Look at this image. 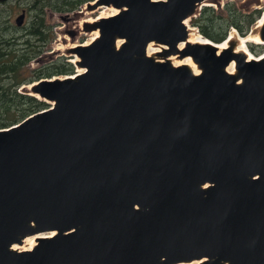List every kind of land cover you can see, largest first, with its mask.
Here are the masks:
<instances>
[{
  "label": "water",
  "instance_id": "95a60500",
  "mask_svg": "<svg viewBox=\"0 0 264 264\" xmlns=\"http://www.w3.org/2000/svg\"><path fill=\"white\" fill-rule=\"evenodd\" d=\"M206 1L87 3L119 12L71 49L87 71L35 81L54 108L0 129V264H264V53L180 49Z\"/></svg>",
  "mask_w": 264,
  "mask_h": 264
},
{
  "label": "trees",
  "instance_id": "16d2710c",
  "mask_svg": "<svg viewBox=\"0 0 264 264\" xmlns=\"http://www.w3.org/2000/svg\"><path fill=\"white\" fill-rule=\"evenodd\" d=\"M34 0L33 9H38L35 20L28 31L24 32L10 18L16 14V9L9 10L4 7L0 11V129L14 126L29 116L40 112L49 103L29 92H22L24 85L55 76L72 74L75 67L72 62L58 58L40 67L33 68L31 63L42 57L47 52L54 38L53 28L46 24L45 6H50L59 11L71 12L78 10L85 3L92 0ZM41 4L38 8L37 5ZM30 7V6H29ZM263 9H243L234 0H229L221 8L203 6L196 16L191 17L190 23L196 26L199 32L214 42H222L235 28L241 36H247L255 23L261 18ZM7 18L6 23L2 19ZM261 49L256 52L260 54Z\"/></svg>",
  "mask_w": 264,
  "mask_h": 264
},
{
  "label": "rangeland",
  "instance_id": "374dc122",
  "mask_svg": "<svg viewBox=\"0 0 264 264\" xmlns=\"http://www.w3.org/2000/svg\"><path fill=\"white\" fill-rule=\"evenodd\" d=\"M56 1H61V0L53 1L54 3L59 4ZM227 1H229V0H207L205 2L206 5H204V6H214L215 8L218 9V8H221L225 4V2H227ZM234 1L237 3V5L241 6L243 9H249V8L251 9V8H257L258 7V8L263 9V13H264V0H234ZM33 3H34V0H12L8 4L9 8L14 9V10L16 9V14L14 15V18H16V16H19L21 14V11L23 8L26 9V14H25V19H24L25 24H23L24 25V27H23L24 32L28 31L27 28L31 27L33 21L36 18L35 14L38 12V9L32 8ZM40 5L41 4L39 3L37 5V8ZM4 7H6V6H4ZM109 10H110V8L101 7L97 10L90 11L88 9L87 5L84 4L78 10L66 12V11L56 10L50 6H45L43 9V11L45 13V22L47 25H49L50 27L53 28L54 38L51 41L49 47L47 48V52L45 53L44 57H42L36 61H33L31 63V67L37 68V67H40V65H42V64L49 63V62L54 61L58 58H64L67 61L74 58L75 56L71 53V49L74 46L73 47H71V46L73 44L77 45L80 43H85V42L91 41L92 37H94V35H93L94 31L90 32V31L86 30L85 24L87 22H92L93 20H95L98 16H100L101 12L106 11L109 13ZM199 11H200V9L198 10L197 14L199 13ZM260 19L255 23V25L252 27L250 33L247 36H245V37L241 36V37L247 38L249 35H260V27H259ZM187 25H188V31L190 29H194L197 31L198 35L201 34L199 32V29L196 26H192V24L190 23V19H188ZM233 30H235V29H233ZM233 30H231V32ZM70 31H80V32L76 36L72 37ZM230 33L228 34V37H229ZM237 35H238V32H237ZM234 40L237 41L236 46H238L239 45L238 39L237 38L231 39V42ZM247 45L249 47L250 52L253 55H255L256 57H258V53H254L251 50L250 46L254 47L256 52H257L261 48L256 47V46H260L262 44H257V43L250 41L249 44H247ZM158 46L160 47V46H164V45H158L156 43L153 44V47H158ZM261 53H264V48H263V51ZM196 64L198 65V63H196ZM73 65L75 67V70L73 73H76L77 69L79 67L77 65H75L74 63H73ZM56 77H63V76H56ZM21 89H22V92L27 91L29 93H32L31 84L24 85ZM50 105L51 104L49 103V107H50ZM49 107H47V108H49Z\"/></svg>",
  "mask_w": 264,
  "mask_h": 264
},
{
  "label": "bare ground",
  "instance_id": "6f19581e",
  "mask_svg": "<svg viewBox=\"0 0 264 264\" xmlns=\"http://www.w3.org/2000/svg\"><path fill=\"white\" fill-rule=\"evenodd\" d=\"M117 13H118V10H116L114 8H110L109 13L106 12V11L101 12L100 16H98L99 18L95 19L94 21L99 20L100 18H102L104 16H111V15H115ZM263 24H264V13L262 15V18L259 21V27H261ZM93 35H94V37H92L91 41L96 39L99 36V30L94 31ZM236 38L239 41V45L236 48L237 51H246L247 52L248 49H247V44L246 43L250 42V41L254 42V43H257V44H264V41L262 40L260 35H249L247 38H242V37H239L237 35V31L236 30H233L230 33V40L231 39H236ZM91 41H88V42H85V43L87 44V43H89ZM188 42H192V43H213L208 38L203 37V35H201V34L198 35L197 31L194 30V29H190L189 30L188 39L186 41L181 42L179 44V48L183 49ZM121 43H122V40L118 39V41H117V47L118 48L121 46ZM153 44L154 43L152 42L148 46V55L155 57L156 60L161 61V62H170L172 65H175V66L186 64L192 69V71L194 73L199 74L201 72V68L198 67V65L193 61V59L191 57H182L179 52L174 53V54H170L168 56H164V55L160 56L159 54L162 51L163 46L153 47ZM214 44L217 46L219 53L222 52L225 48L228 47V41H224V42H221V43H214ZM73 46L75 47L76 45L73 44L71 47H73ZM75 57L76 58H72L73 62L74 61L77 62L80 59L77 56H75ZM249 58H252V56H250ZM227 70L229 72H231V73H235L236 72L235 62H232L227 67ZM84 71H85V69L81 68V67H79L78 70H77V72H84ZM39 237H40V235H38V234L36 236L27 237L23 241L22 244H16L14 246V248H16L17 250H29V249H32L36 245V240ZM198 263H200V261H194V262H190V263H185L184 262V263H179V264H198Z\"/></svg>",
  "mask_w": 264,
  "mask_h": 264
},
{
  "label": "flooded vegetation",
  "instance_id": "af4514ba",
  "mask_svg": "<svg viewBox=\"0 0 264 264\" xmlns=\"http://www.w3.org/2000/svg\"><path fill=\"white\" fill-rule=\"evenodd\" d=\"M10 1H12V0H0V11L1 10H3L4 9V6H6V7H8V9L9 10H11L10 8H9V3H10ZM26 14V9L25 8H23L22 9V11H21V14ZM20 14V15H21ZM19 16H16V18H14V16L13 17H11L10 18V22L12 21V22H15L16 24H17V18H18ZM25 19V18H24ZM2 21H3V23H6V21H7V18H3L2 19ZM23 24H25V21H24V23ZM19 26V25H18ZM23 25H21V26H19V27H22ZM80 31H75V35L74 36H76L78 33H79ZM158 45H161V44H158Z\"/></svg>",
  "mask_w": 264,
  "mask_h": 264
}]
</instances>
